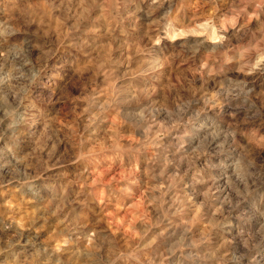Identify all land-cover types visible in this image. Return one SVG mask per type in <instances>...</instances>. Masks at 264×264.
<instances>
[{
	"label": "clouds",
	"instance_id": "clouds-1",
	"mask_svg": "<svg viewBox=\"0 0 264 264\" xmlns=\"http://www.w3.org/2000/svg\"><path fill=\"white\" fill-rule=\"evenodd\" d=\"M0 264H264V0H0Z\"/></svg>",
	"mask_w": 264,
	"mask_h": 264
}]
</instances>
